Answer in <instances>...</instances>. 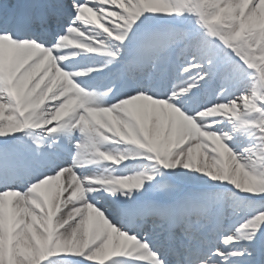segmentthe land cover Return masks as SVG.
Wrapping results in <instances>:
<instances>
[{
  "label": "snow or ice",
  "instance_id": "6c2138e0",
  "mask_svg": "<svg viewBox=\"0 0 264 264\" xmlns=\"http://www.w3.org/2000/svg\"><path fill=\"white\" fill-rule=\"evenodd\" d=\"M256 203L264 0H0V264H264Z\"/></svg>",
  "mask_w": 264,
  "mask_h": 264
},
{
  "label": "bare ground",
  "instance_id": "6f19581e",
  "mask_svg": "<svg viewBox=\"0 0 264 264\" xmlns=\"http://www.w3.org/2000/svg\"><path fill=\"white\" fill-rule=\"evenodd\" d=\"M144 167H146V162L141 165V169H143ZM141 169H138V170H141ZM83 174L85 176L92 175V174L102 175V176H109V175L115 176V174L126 175L128 174V172L108 166L107 164H99L95 167L83 169ZM250 207L253 211L264 210V204L256 203V204L251 205Z\"/></svg>",
  "mask_w": 264,
  "mask_h": 264
}]
</instances>
